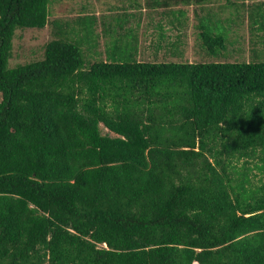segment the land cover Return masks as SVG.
Here are the masks:
<instances>
[{
  "label": "trees",
  "instance_id": "obj_1",
  "mask_svg": "<svg viewBox=\"0 0 264 264\" xmlns=\"http://www.w3.org/2000/svg\"><path fill=\"white\" fill-rule=\"evenodd\" d=\"M53 1L0 0V264H264V60L139 61L133 35L109 32L102 58L82 2L12 66L17 31L44 28ZM142 2L178 29L172 6L209 0Z\"/></svg>",
  "mask_w": 264,
  "mask_h": 264
},
{
  "label": "rangeland",
  "instance_id": "obj_2",
  "mask_svg": "<svg viewBox=\"0 0 264 264\" xmlns=\"http://www.w3.org/2000/svg\"><path fill=\"white\" fill-rule=\"evenodd\" d=\"M89 3L88 6L96 5L98 2H110L114 4H120V0H54L53 3L49 4L50 16L48 24L42 28H31L17 31V36L14 39V51L11 59V65L14 63L27 62L33 58H40L43 55V47L47 41L54 37H57L55 28L51 22L54 19H70L78 13L79 5ZM241 0L237 2L238 6H224L225 0H209V2L203 6V8L193 9L190 5H182L179 10L176 11L180 15L183 13L184 16L181 18V25L178 29L168 24V17L163 18L162 23H158L160 11L144 12L141 14L139 20V28L141 29V41L140 44V55L144 53L138 60H150L156 58L155 61L168 60L172 62H178L181 60L184 62H225V61H249L253 58L264 60V30L253 31L250 28L249 19V7L252 0ZM228 4V3H227ZM216 6V7H215ZM217 6H220L222 10H217ZM197 11H196V10ZM196 12H195V11ZM130 11V10H127ZM219 11V17L217 15ZM143 15V16H142ZM179 15V16H180ZM178 16V17H179ZM125 22L132 21L129 18L124 17ZM88 21V20H87ZM134 23H137L136 19H133ZM199 21L204 25L206 30L213 29L218 34L225 36L231 43H225L227 50L219 48L213 55L210 53L206 46H203L199 37L198 28ZM141 24V25H140ZM159 24V25H158ZM254 25L253 27H256ZM69 28V27H68ZM139 29V30H140ZM145 29V30H143ZM71 32V29H70ZM72 34V33H71ZM157 39L161 42L162 49L157 53V56H153L154 46L158 44ZM179 40L181 44L176 45L177 50L181 52L180 58H172L170 56H164V52L171 50V43ZM113 40V38H111ZM180 61V62H181ZM102 134H106L107 130L100 125ZM240 164H238L239 166ZM252 182L258 183L259 178L262 177L256 170H253Z\"/></svg>",
  "mask_w": 264,
  "mask_h": 264
},
{
  "label": "crops",
  "instance_id": "obj_3",
  "mask_svg": "<svg viewBox=\"0 0 264 264\" xmlns=\"http://www.w3.org/2000/svg\"><path fill=\"white\" fill-rule=\"evenodd\" d=\"M120 4H114V3H110V2H98V4H94L93 5V11L92 13L94 14V18H93V23H94V29L96 34L98 35V38H96L99 42V46L96 48L99 52H100V56L102 58H106L108 57L110 54L111 49L108 48V50L105 48L106 46V42L110 41L109 36H105L108 34V32L113 35H124V39L126 34L129 35H133L136 38L137 41V54H136V59L138 60V57L140 55V44L139 41H141V34L144 33L141 31V29L139 28V20L138 18L141 17V14H143L144 12H150L145 8L144 3L142 2V0H140L138 2V5L136 7H133L132 5H130V0H120ZM132 3V2H131ZM182 5H186V4H182V3H178L175 4L174 6L171 7V10H179V8ZM191 7H193V9L195 8V5L193 4H189ZM130 10V11H127ZM163 10V11H162ZM156 11H161L159 13V19H158V23H162L163 18H167V12L165 14V10L164 9H158ZM153 12V11H151ZM125 15L126 18L131 19L132 21L129 22H123V24H118L117 23V19H120L119 15ZM180 13H178L177 16H179ZM143 16V15H142ZM133 19H136L137 23H134ZM158 24V25H159ZM141 25V24H140ZM170 25V24H167ZM140 29V30H139ZM145 30V29H143ZM158 36H156V41L158 42V44L156 45V47L160 44V47H158L156 53H153V56L156 57L157 53L162 49L163 45H162V40L161 42L157 39ZM179 45V44H177ZM155 49V46H154ZM144 55V53H141L140 57ZM164 56H170L172 58H180L181 56V52H179V49L175 51V54H171V52L165 51L164 52ZM150 60H153V58H151ZM139 61H148V59L146 60H139ZM178 62H180L181 60H177ZM106 129V128H105ZM107 130V129H106ZM107 133H109V135L111 136H115L114 133L109 132L107 130Z\"/></svg>",
  "mask_w": 264,
  "mask_h": 264
},
{
  "label": "clouds",
  "instance_id": "obj_4",
  "mask_svg": "<svg viewBox=\"0 0 264 264\" xmlns=\"http://www.w3.org/2000/svg\"><path fill=\"white\" fill-rule=\"evenodd\" d=\"M187 5V4H186Z\"/></svg>",
  "mask_w": 264,
  "mask_h": 264
}]
</instances>
